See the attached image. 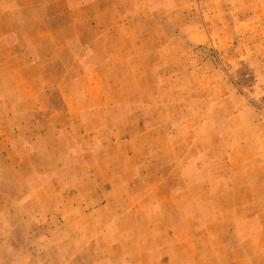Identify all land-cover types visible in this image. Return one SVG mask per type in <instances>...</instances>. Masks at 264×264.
<instances>
[{"label": "rangeland", "instance_id": "obj_1", "mask_svg": "<svg viewBox=\"0 0 264 264\" xmlns=\"http://www.w3.org/2000/svg\"><path fill=\"white\" fill-rule=\"evenodd\" d=\"M263 163L264 0H0V264H264Z\"/></svg>", "mask_w": 264, "mask_h": 264}, {"label": "crops", "instance_id": "obj_2", "mask_svg": "<svg viewBox=\"0 0 264 264\" xmlns=\"http://www.w3.org/2000/svg\"><path fill=\"white\" fill-rule=\"evenodd\" d=\"M246 166H248L249 168L255 166L252 163L247 164ZM260 166H264V163L261 164ZM262 168V167H261ZM234 177V176H233ZM220 181L216 182V186L218 185L217 189H216V195L219 198V195H225L227 194V188L225 187L224 190L220 189ZM251 186L252 187H248V192H247V202L239 204L237 206H235L234 208H232V212L234 214H238L239 216H241L240 218H245L248 217V223H247V230L249 232V236H248V247H252L251 243H253V248H259L262 249L264 248V227L262 228H252L250 220L252 219L253 216L259 214V212H261L262 210H264V172L262 174V176L259 179H255L253 181H251ZM238 223H241L240 225H244V220H239L237 221ZM241 227H238V233H240ZM259 233H262L259 234ZM259 237L263 238V243L256 246V241ZM256 254V253H255Z\"/></svg>", "mask_w": 264, "mask_h": 264}]
</instances>
